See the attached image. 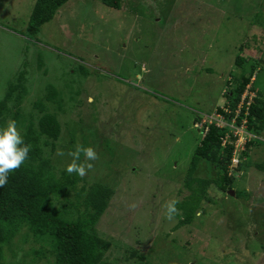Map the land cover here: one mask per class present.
<instances>
[{
	"label": "rangeland",
	"instance_id": "1",
	"mask_svg": "<svg viewBox=\"0 0 264 264\" xmlns=\"http://www.w3.org/2000/svg\"><path fill=\"white\" fill-rule=\"evenodd\" d=\"M35 5L0 0V101L24 71V113L49 87L73 103L54 163L66 168L77 146L96 151L92 161L81 151L77 163L93 165L87 181L115 191L97 225L114 244L108 260L145 264L126 261L136 249L152 264H264V136L241 160L250 167L230 171L244 198L212 193L218 202L176 232L178 218H167V204L189 195L186 171L206 125L226 107L239 56L244 70L257 66L252 82L264 95V0H123L120 10L69 0L31 36ZM250 87L238 112L255 97ZM244 127L230 131L242 147Z\"/></svg>",
	"mask_w": 264,
	"mask_h": 264
},
{
	"label": "trees",
	"instance_id": "2",
	"mask_svg": "<svg viewBox=\"0 0 264 264\" xmlns=\"http://www.w3.org/2000/svg\"><path fill=\"white\" fill-rule=\"evenodd\" d=\"M68 1L36 0L29 22V35L36 36L40 28L51 22ZM99 1L114 10L122 8L123 0ZM245 46L240 49L243 50ZM246 63L245 58H237L236 65L241 72L232 76L229 88L223 93L226 107L217 108L216 113L224 116L226 122H231L236 117L243 94L251 85L249 90L256 97L249 115L246 116L243 109L236 120L240 126L246 119L247 131L253 137L245 145V150L240 152V162L234 167L235 138L231 136L226 140L229 128L206 125V134L194 153L184 179V188L189 195L176 202L180 214L173 215L179 220L174 232L191 226L201 217L200 213L203 212V217L206 215L205 207L218 202L211 196L212 193L230 195L228 193L233 191L236 182L230 171L250 167L248 160H241L248 159L252 149L262 142L264 95L255 89V80L252 82L257 66L253 63L248 70H244ZM46 91L43 98L33 104L31 112L24 113L22 105L28 88L26 73L21 71L15 81L9 83L0 101V127L15 120L24 142L31 145L28 159L19 169L13 170L8 182L0 187V264H9V260L16 259L20 253H23V257L18 259L17 264H42L50 258L51 264H114L107 257L114 244L100 235L97 225L108 210L115 191L100 182H89L84 176L69 174L66 168L54 163L65 130L64 116L74 114L75 106L66 102L55 87H49ZM203 170L206 176H203ZM198 172L202 175H197ZM235 196L244 198L238 192H235ZM128 252L130 254L126 261L138 259L152 264L136 249H129Z\"/></svg>",
	"mask_w": 264,
	"mask_h": 264
},
{
	"label": "clouds",
	"instance_id": "3",
	"mask_svg": "<svg viewBox=\"0 0 264 264\" xmlns=\"http://www.w3.org/2000/svg\"><path fill=\"white\" fill-rule=\"evenodd\" d=\"M217 115V114H216ZM31 145L24 142L21 132L17 128L15 120H10L5 126L0 127V187H3L9 178V174L16 169H19L22 164L28 159ZM87 161L98 159L96 151L91 148H81L77 146L76 151L70 152L69 155L73 157L70 164L66 166V172L69 174L75 173L80 177L86 175L87 170L91 169V163H77L80 152ZM58 155H63L61 150H58ZM176 201H171L167 204V218L171 219L176 214Z\"/></svg>",
	"mask_w": 264,
	"mask_h": 264
},
{
	"label": "built area",
	"instance_id": "4",
	"mask_svg": "<svg viewBox=\"0 0 264 264\" xmlns=\"http://www.w3.org/2000/svg\"><path fill=\"white\" fill-rule=\"evenodd\" d=\"M256 97V96H255ZM254 97V98H255ZM248 97H245L244 98V101L242 103V106H241V109H245L246 111L250 109V106L252 105L253 103V99L250 97V99L248 100V102H245V100L247 99ZM242 111H240L239 109V112L238 110H236V117L234 119L231 120V122H226L224 116H220V115H216L214 118H212V120L209 122V125L211 124H215V126L217 128H223V127H228L229 128V133L226 137V140L228 141V139H230V137H234L235 138V142H234V146H235V151H234V156H233V159H232V163H233V166L236 167L238 166L239 164V154L240 152H242L243 150H245V145L252 139L253 135H251L250 133H247V139L245 140V145L244 147H242L238 142L240 140V137H238L237 135L233 136V134L230 133V131L234 130V129H238L240 127H244V125L246 126V121L243 120L241 122V125L238 126L237 125V118L240 116ZM249 114V113H248ZM245 128V131L247 130V127H244ZM226 144V142H224V145ZM241 146V147H239Z\"/></svg>",
	"mask_w": 264,
	"mask_h": 264
},
{
	"label": "water",
	"instance_id": "5",
	"mask_svg": "<svg viewBox=\"0 0 264 264\" xmlns=\"http://www.w3.org/2000/svg\"><path fill=\"white\" fill-rule=\"evenodd\" d=\"M247 77H249V75ZM229 194L235 196V192L234 191L229 192Z\"/></svg>",
	"mask_w": 264,
	"mask_h": 264
}]
</instances>
